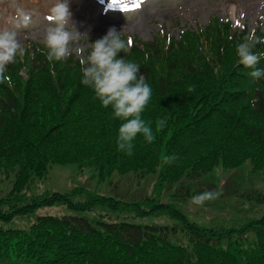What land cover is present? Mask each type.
I'll use <instances>...</instances> for the list:
<instances>
[{"label":"trees","instance_id":"1","mask_svg":"<svg viewBox=\"0 0 264 264\" xmlns=\"http://www.w3.org/2000/svg\"><path fill=\"white\" fill-rule=\"evenodd\" d=\"M253 31L264 37L260 25L237 32L229 20L212 16L177 39L160 29L155 40H132L127 53H118L140 65L138 75L152 89L142 119L156 139L148 144L138 135L131 156L118 150L122 121L81 83L75 53L49 62L43 43L26 40L25 55L7 66L12 84H0V173L13 181L0 197V220L44 205L88 211L98 204L168 223L154 227L111 217L98 227L79 217L42 215L27 228H0V264H264V214L238 225H202L152 196L125 201L84 187L28 194L53 164L90 167L99 179L113 172L157 173L166 183L248 161L264 176V76L251 77L236 52ZM254 51L264 53V44ZM257 67L264 70V57ZM172 154L178 159L165 165ZM74 193L82 199L74 201Z\"/></svg>","mask_w":264,"mask_h":264},{"label":"rangeland","instance_id":"2","mask_svg":"<svg viewBox=\"0 0 264 264\" xmlns=\"http://www.w3.org/2000/svg\"><path fill=\"white\" fill-rule=\"evenodd\" d=\"M56 2L57 0H0V28L10 27L8 22L17 7L25 11L34 10L38 13L33 17L34 26L21 31L19 39L21 44L27 39L42 42L47 25L44 17ZM68 3L71 21L83 34L79 46L84 51L91 39L103 37L109 28H115L121 36L133 37L135 43L147 42L155 40L160 25L177 36L182 29L206 25L208 18L214 14L222 19H231L237 30L243 26L252 29L260 20L264 31V0H68ZM122 4L128 10L114 7ZM131 4L138 7H128ZM231 5L234 8L233 15L229 9ZM12 185V178L7 180L0 173V197L10 191ZM77 187L125 201L152 196L156 198L152 202L171 204L182 210L190 220L202 225H238L264 214V176L259 171L253 172L248 161L235 169H224L217 165L206 174L166 183L159 180L157 173L139 176L133 172L124 175L113 172L104 179H99L96 171L90 167L79 170L76 164H53L47 175L28 194L36 195L44 191L70 192ZM201 188L204 189L203 192L219 191L220 196L202 207L195 206L190 201L193 196L203 193H194ZM187 189L191 191L190 194H185ZM82 197L81 193L72 195L74 201ZM42 215L79 217L98 227L102 226L101 223L109 222L111 217L154 227L168 223L161 216H133V211H117L98 204L88 211L53 204L40 206L25 216L9 221L0 220V228H27ZM251 237L252 234H249L248 238Z\"/></svg>","mask_w":264,"mask_h":264},{"label":"clouds","instance_id":"3","mask_svg":"<svg viewBox=\"0 0 264 264\" xmlns=\"http://www.w3.org/2000/svg\"><path fill=\"white\" fill-rule=\"evenodd\" d=\"M37 15L34 10L25 11L17 7L8 22L10 27L0 28V84H12L11 77L6 74L7 66L25 55L26 49L20 42L19 34L34 26L33 17ZM44 19L47 25L42 43L47 49V60L64 61L75 53L81 65V83L90 86L102 107H111L113 117L122 121L118 128V150L131 156L138 135L152 144L156 137L152 128L142 119V113L151 100L152 89L145 77L138 75L139 64L118 57V53H127L131 47L130 40L126 42L120 32L109 28L103 37L91 42V50L85 55L84 49L79 46L83 34L71 21L68 0H57ZM258 44H264V37L257 36L253 31L236 47L239 64L252 69L250 75L256 79L264 76V70L257 67L264 57V53L254 51ZM23 71L27 75L28 69ZM163 127L164 121H161L159 128ZM177 159L175 154L168 155L164 157L163 163L170 165ZM219 196V191L203 192L193 196L190 202L202 207Z\"/></svg>","mask_w":264,"mask_h":264},{"label":"bare ground","instance_id":"4","mask_svg":"<svg viewBox=\"0 0 264 264\" xmlns=\"http://www.w3.org/2000/svg\"><path fill=\"white\" fill-rule=\"evenodd\" d=\"M229 9L231 10L230 13L233 15V13H234L233 5H231V6L229 7Z\"/></svg>","mask_w":264,"mask_h":264},{"label":"snow or ice","instance_id":"5","mask_svg":"<svg viewBox=\"0 0 264 264\" xmlns=\"http://www.w3.org/2000/svg\"><path fill=\"white\" fill-rule=\"evenodd\" d=\"M136 7H138V5H137ZM122 10H128V9H122ZM129 42H130V44L132 43V41H131V40H130Z\"/></svg>","mask_w":264,"mask_h":264}]
</instances>
